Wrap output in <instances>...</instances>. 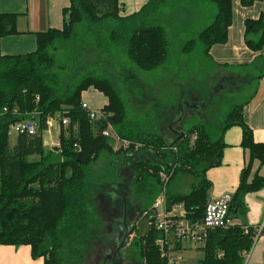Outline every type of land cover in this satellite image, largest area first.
Returning <instances> with one entry per match:
<instances>
[{
	"label": "trees",
	"instance_id": "trees-1",
	"mask_svg": "<svg viewBox=\"0 0 264 264\" xmlns=\"http://www.w3.org/2000/svg\"><path fill=\"white\" fill-rule=\"evenodd\" d=\"M259 1L262 0H242V5L249 7ZM209 4L216 11L215 17L204 29L200 27L194 31L197 38L185 41L180 49L183 55H190L200 45L209 58L213 46L228 41L233 0H150L139 12L127 17L121 16L119 0H70L63 12V27L36 34V51L0 57V245L29 246L32 257L43 258L44 264H85L92 257L96 249L93 238L100 222L97 206L89 197L92 165L103 156L112 161L109 172L115 173L119 167L116 166L119 156L110 145L113 140L102 135L110 124L119 138L129 143L126 150L139 147L135 156H128V162L133 161L130 165L136 177L133 189L135 198L141 203L140 217L133 232L139 233L140 223L144 232L132 243L128 257L134 259V264H162L156 243L162 234L155 228L152 217V207L165 185L161 174L169 177L166 210L169 212L174 206L183 204L187 218L201 221L212 189L206 174L221 166L226 147L224 134L237 126L242 129V148L249 154V162L232 195L229 214L233 223L226 229L209 233L200 249L203 258L198 264H244V254L254 243V228L235 221L247 214L246 196L264 189V177L252 173L255 161L264 167V143L254 140L253 131L244 119V106L235 107L229 114L218 141L212 140L204 130L194 150L182 147L175 161L181 165L175 168L165 161L163 149L169 145L161 136L146 131L128 118L118 89L119 75L91 73L78 80L73 76L76 66L68 67L63 62L65 52L62 50L69 47L77 52L81 43L86 50L88 46L94 56L115 51L125 54L139 70L155 71L170 60L169 23L175 27L179 22L183 28H192L190 18L180 19L181 6L195 9V23V15L203 7L211 6ZM166 11L169 14L165 21ZM245 24L247 47L253 52L263 51L264 15L257 20H247ZM14 34H18L17 15L0 14V38ZM84 34L86 38L82 37ZM184 37L188 35L179 36ZM98 48L103 51H97ZM72 66V73H61ZM134 77L128 74V78ZM91 88L108 100L102 108L106 120L92 121L82 107V94ZM32 113L38 115V133L31 137L19 136L16 145L11 146V125L29 120L27 116ZM56 115L62 127L65 119L69 121L70 131L69 138H65L64 133L61 135L62 147L57 154L46 152L44 148L47 120ZM151 153L156 154L155 157ZM31 157L38 159L31 161ZM189 173L197 175L199 182L190 194L177 193L173 186L175 179L179 175L189 176ZM175 243L177 252L183 242Z\"/></svg>",
	"mask_w": 264,
	"mask_h": 264
},
{
	"label": "rangeland",
	"instance_id": "rangeland-1",
	"mask_svg": "<svg viewBox=\"0 0 264 264\" xmlns=\"http://www.w3.org/2000/svg\"><path fill=\"white\" fill-rule=\"evenodd\" d=\"M181 10L189 14L195 12V9L192 10L190 6L184 5L181 6ZM207 10L210 9L201 10L197 15L206 16ZM168 14L166 11L163 15L165 21ZM205 24L201 26L202 29L206 27ZM167 31L170 42L169 63L167 61L168 64L152 72L139 70L123 53L102 52L103 49L98 48L96 50L102 53L94 56L91 54V49L87 46L86 50L81 43L77 52L69 47L62 52H65L63 62L68 67L72 64L77 68L73 74L75 79L80 80L91 73L96 76L119 75L118 89L120 98L126 106L128 118L146 131L161 136L170 146L163 149L166 152L165 161L176 168L181 165L175 162L180 149L183 147L189 151L194 150L201 133L206 131L212 140H219L229 114L235 107L251 98L255 87L254 85L241 87L236 82L235 86L226 84L221 70L204 55L200 45L197 47L198 50L190 55H183L180 49H183L185 41L197 38L193 28H191L192 34L187 38L177 37L178 32L172 29L170 23ZM82 37L86 38V35ZM71 68L73 66L61 73L67 71L72 73ZM243 71L249 74L250 79H257L264 72V61L260 59L254 65L236 69V72ZM123 73L126 75H122ZM128 74L135 77L128 78ZM84 97L90 101L91 106L104 105L106 102L105 98L93 89H90ZM27 118L35 120L39 127L37 114H28ZM53 119L54 126L44 133V148L46 152L57 154V150L62 147L61 135L64 133L65 138H69L70 131L67 125L60 126L57 115ZM18 137L19 135L9 130L11 146L16 145ZM111 139L113 143L111 142L110 145L114 147V154L119 156L116 166L120 168L118 167L115 173L109 172L112 161L106 160L103 156L92 165L89 197L97 206L100 222L93 238L96 249L85 264H134V259L130 260L128 257L131 245L144 232L142 223L138 224L139 233L133 232L140 217L141 203L135 198L133 189L136 178L130 167L133 161L128 162L130 157L135 156L139 147L133 151L126 150L129 146L128 142L117 141L112 137ZM56 148L57 150H54ZM150 155L155 157L156 154ZM37 159V157L30 158L31 161ZM172 171L174 173V169ZM198 182L199 177L189 173V176L179 175L173 186L177 193L187 195ZM181 205L184 207L183 204ZM165 207L166 192L165 204L161 205L159 214ZM171 244L172 247H178L175 241ZM202 247L203 245L197 242L180 243V250L176 252L179 264H198L203 258V253L200 251Z\"/></svg>",
	"mask_w": 264,
	"mask_h": 264
},
{
	"label": "crops",
	"instance_id": "crops-1",
	"mask_svg": "<svg viewBox=\"0 0 264 264\" xmlns=\"http://www.w3.org/2000/svg\"><path fill=\"white\" fill-rule=\"evenodd\" d=\"M119 1L122 5L121 16L127 17L139 12L150 0ZM69 5L70 0H0V14L17 15L18 31V34L0 38V57L34 52L37 49L36 34L49 29H61L64 24L63 12ZM206 8L210 9L207 10L206 16L195 15V23L194 12L189 14L180 11V19L183 21L185 17L190 18V27L197 31L203 24L215 17V9L212 6H206ZM206 8L203 7L202 10L205 11ZM261 15H264V0L255 2L249 7L243 6L242 0H233V21L228 29V41L226 44L213 46L209 52L210 60L221 70L226 84L235 86L236 82L241 87L254 85L255 90L251 98L240 106H244V119L252 129L254 140L257 143H264V72L257 79H250L248 73L236 72V69L254 65L260 59L264 61V50L251 51L245 40L246 21L257 20ZM170 25L173 30H177L179 36L192 34L190 28L182 27V23L177 22L175 27L171 23ZM183 29H188V31ZM237 89L240 90V88ZM88 91L82 94V100L91 108L101 109L107 105V98L98 92L106 102L104 105L91 106L90 101L84 97ZM242 138L243 132L240 127L235 126L225 132L226 147L223 151L222 164L220 167L210 169L206 174L208 181L212 183L209 200L228 194L233 195L238 188L241 173L249 162V154L242 148ZM252 173L264 177V167H261L256 161ZM246 204V216L236 220L235 223L255 229L264 222V189L248 194ZM263 263L264 236L254 241L249 259V264ZM0 264H44V259H34L29 246L0 245Z\"/></svg>",
	"mask_w": 264,
	"mask_h": 264
},
{
	"label": "built area",
	"instance_id": "built-area-1",
	"mask_svg": "<svg viewBox=\"0 0 264 264\" xmlns=\"http://www.w3.org/2000/svg\"><path fill=\"white\" fill-rule=\"evenodd\" d=\"M37 100H39V97H37ZM82 107L88 112L90 119L94 122L106 120L107 118L102 108L93 109L85 102L82 103ZM46 124L48 130H50L54 126V119L49 118ZM68 124L69 121L65 119L63 125ZM10 129L19 136L31 137L38 133L39 127L35 120L29 119L11 125ZM102 135L108 138H115L117 141H122L110 124ZM122 142L125 143V141ZM161 177L165 183L164 189L152 209L154 213L152 217L155 218L154 226L162 234V237L159 238L156 243L163 259L162 264H179V259L174 250L175 247H172L171 242H197L204 246L211 231L226 229L231 226L233 222L230 218L229 211L232 195L228 194L209 201L201 221H193L187 218L186 211L182 205L174 206L169 212L165 207L163 212L159 214L161 205L163 203L165 204L166 185L169 181V177L166 175L161 174ZM149 225H151V223ZM246 233H248V230H246ZM263 236L264 222L254 229V241L259 240ZM249 259L250 251L244 254V264H249Z\"/></svg>",
	"mask_w": 264,
	"mask_h": 264
},
{
	"label": "water",
	"instance_id": "water-1",
	"mask_svg": "<svg viewBox=\"0 0 264 264\" xmlns=\"http://www.w3.org/2000/svg\"><path fill=\"white\" fill-rule=\"evenodd\" d=\"M56 150H57V148H56Z\"/></svg>",
	"mask_w": 264,
	"mask_h": 264
}]
</instances>
